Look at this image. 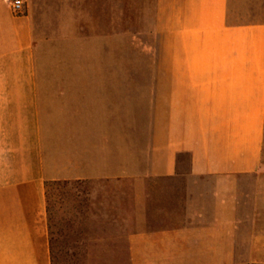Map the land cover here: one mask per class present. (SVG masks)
Here are the masks:
<instances>
[{"label":"crops","instance_id":"0c3cea01","mask_svg":"<svg viewBox=\"0 0 264 264\" xmlns=\"http://www.w3.org/2000/svg\"><path fill=\"white\" fill-rule=\"evenodd\" d=\"M240 5L259 14L238 20ZM263 9L264 0H155L149 111H134L131 61L120 86L111 68L79 79L75 93L51 90L31 17L0 0V264H53L51 184L107 181L133 202L159 190L135 184L183 177L201 186L171 226L128 230V205L61 226L112 229L94 252L127 264H264Z\"/></svg>","mask_w":264,"mask_h":264},{"label":"rangeland","instance_id":"374dc122","mask_svg":"<svg viewBox=\"0 0 264 264\" xmlns=\"http://www.w3.org/2000/svg\"><path fill=\"white\" fill-rule=\"evenodd\" d=\"M22 1L35 28L40 74L51 90L66 85L75 93L79 79L89 85L94 74L103 76L111 68L120 86L125 62L131 61L134 111H149L145 92L149 85L143 84L142 76L148 63L156 58L155 0ZM241 7L235 12L238 20H252L259 14ZM261 15L264 17V9ZM188 161L185 156V167ZM261 167L264 170V155ZM193 182L183 177L161 185L135 184L141 189L159 190L151 196L135 195L133 202L129 196L114 195L115 185L107 181L49 185L53 264H127L126 260L98 258L103 254L94 252L99 247L97 234L112 229L61 225L68 221L111 219V206L128 205L133 216L128 230L171 226L173 218L184 220L188 215L201 186ZM209 185L208 181V188Z\"/></svg>","mask_w":264,"mask_h":264},{"label":"built area","instance_id":"2783aa9c","mask_svg":"<svg viewBox=\"0 0 264 264\" xmlns=\"http://www.w3.org/2000/svg\"><path fill=\"white\" fill-rule=\"evenodd\" d=\"M11 9L15 13H20L23 10V1L22 0H9Z\"/></svg>","mask_w":264,"mask_h":264}]
</instances>
